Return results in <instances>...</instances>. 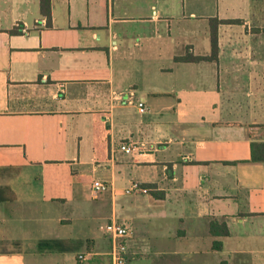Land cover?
I'll list each match as a JSON object with an SVG mask.
<instances>
[{"label":"crops","instance_id":"crops-1","mask_svg":"<svg viewBox=\"0 0 264 264\" xmlns=\"http://www.w3.org/2000/svg\"><path fill=\"white\" fill-rule=\"evenodd\" d=\"M211 18L240 23L219 24L216 58L181 60L211 55ZM254 140L264 0H51V19L0 0V264L107 261L95 228L112 221L151 264H264ZM134 182L148 192L124 193Z\"/></svg>","mask_w":264,"mask_h":264},{"label":"built area","instance_id":"built-area-1","mask_svg":"<svg viewBox=\"0 0 264 264\" xmlns=\"http://www.w3.org/2000/svg\"><path fill=\"white\" fill-rule=\"evenodd\" d=\"M122 102L137 104L140 112H145L147 108L144 101L135 100L133 96L124 99ZM121 148L126 152L132 150V148L127 145H122ZM92 185L96 195L108 191L111 188L107 182L99 179L93 180ZM135 192L146 193L148 192V189L142 187L138 182H134L131 186L124 189V193L126 194H132ZM107 232L110 233L111 237L110 250L107 253L108 260L97 261L95 259L97 256L96 253L92 251H84L77 254L76 264H127L129 257L128 238L133 234L132 228L126 224L119 223L118 221H112L107 225Z\"/></svg>","mask_w":264,"mask_h":264},{"label":"trees","instance_id":"trees-1","mask_svg":"<svg viewBox=\"0 0 264 264\" xmlns=\"http://www.w3.org/2000/svg\"><path fill=\"white\" fill-rule=\"evenodd\" d=\"M41 11L44 15H46L49 19H51V0H41ZM222 22L228 23H240V19H219V18H211V40H212V53L208 56H195V55H187L181 57V60L187 61H199V60H208L214 59L217 57L218 53V26ZM20 31L11 29L10 32ZM251 160L255 162H264V141H252L251 142ZM211 232L214 235H228L229 229L226 222H219L217 220H212L210 224ZM214 248L219 249L222 246V242L220 240L214 241Z\"/></svg>","mask_w":264,"mask_h":264},{"label":"rangeland","instance_id":"rangeland-1","mask_svg":"<svg viewBox=\"0 0 264 264\" xmlns=\"http://www.w3.org/2000/svg\"><path fill=\"white\" fill-rule=\"evenodd\" d=\"M100 224H103V227H100ZM100 224L95 228L96 234L101 236L100 241H97L99 243L98 249H104V250L107 249L108 250L110 248V244H111V241L110 240L108 241V238H110V233L107 232L106 222L100 223ZM134 242L135 241H130V247H132V249H135L134 248L135 247ZM148 242H149V244H151V241H148ZM178 242L185 244L188 247H190L191 245H195L196 241H178ZM148 254H152V253L149 251ZM152 259H153L152 257H149L147 255V253L145 251H143V254H141L139 256H137V255H135V256L131 255L130 256L129 255L127 264H151Z\"/></svg>","mask_w":264,"mask_h":264}]
</instances>
